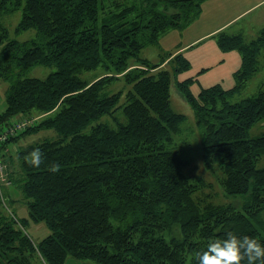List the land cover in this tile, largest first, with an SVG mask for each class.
Returning <instances> with one entry per match:
<instances>
[{"label": "trees", "instance_id": "16d2710c", "mask_svg": "<svg viewBox=\"0 0 264 264\" xmlns=\"http://www.w3.org/2000/svg\"><path fill=\"white\" fill-rule=\"evenodd\" d=\"M105 1L0 0V15L21 12L16 33L36 32L17 42L0 28V81L9 84L0 131L23 116H43L3 142L0 155L23 137L45 129L55 133L53 140L19 146L7 156L11 187L24 197L27 218L8 215L0 199V264H64L67 258L198 264L197 253L230 232L264 245V166H257L264 131L249 137L264 121V85L233 101L258 74L264 28L246 42L239 34L217 35L220 52L240 54L231 88L215 83L194 94L195 78L175 84L201 132L205 170L218 169L225 197L243 199L239 207L205 203L194 199L197 183L183 172L186 161L173 145L184 116L171 110L170 74L190 64L180 52L156 65L140 53L166 30L195 19L206 0H139L108 14ZM32 66L53 71L43 79L24 77ZM99 67L115 77L93 83L80 78ZM118 75L126 91H103ZM36 148L39 165L30 162ZM28 221L42 223L49 234L32 242L24 231Z\"/></svg>", "mask_w": 264, "mask_h": 264}, {"label": "rangeland", "instance_id": "374dc122", "mask_svg": "<svg viewBox=\"0 0 264 264\" xmlns=\"http://www.w3.org/2000/svg\"><path fill=\"white\" fill-rule=\"evenodd\" d=\"M139 0H106L105 1V14L115 12L117 6H130L131 4H138ZM260 1V2H259ZM262 1V2H261ZM256 2H259L255 7L245 11L247 8L254 6ZM200 13L188 22L187 25L177 28L169 29L165 34L158 37L154 45H149L141 51L140 55L143 59L147 60L150 64L156 65L163 58L167 57L169 53H172L182 46L188 45L194 39L208 33L211 29L229 19L234 18L235 15H239L245 11V13L239 15L233 23L227 25L224 30L228 34L240 33L244 41H249L257 37L259 31L264 28V1L263 0H206L200 5ZM21 12H17L0 15V28L7 30V38L9 40H16L17 42H25L35 38L36 32L33 29L28 31L15 32L17 23L21 19ZM212 34L207 37H202L196 40L189 46L178 50L186 58L190 67L187 71L180 73L177 76L171 75L169 84L170 88V107L175 113L182 114L184 120L180 125L177 134L173 135V145L182 152L186 165L184 166V173L188 175L193 183H197V191L194 195V199L207 201L214 204L223 202L232 203L235 207H239L242 204L243 199L225 197L223 189L219 184L218 169L214 172L205 170L202 160V146L200 143L201 132L195 125L193 111L190 109L188 103L181 97V94L175 88L176 82L185 80L188 78H197L194 83L191 84L190 90L196 94L202 87H210L215 83H219L224 89L231 88L233 86V72L237 69L238 62L231 60V57L236 53L224 54L220 52L215 37ZM218 35V34H217ZM217 37V36H216ZM177 52V53H178ZM229 57V58H227ZM224 59L221 63L220 60ZM258 61H260V67L258 74L253 76L244 89H242L233 101H237L242 98H248V96L254 94L260 85H264V48L259 54ZM136 66V65H135ZM166 68L165 63L161 65ZM169 68V67H168ZM52 68L44 66H32L25 70L23 76L27 78L43 79L50 72ZM103 68L88 71V73H81L79 76L87 83H93L101 77H115L112 75H105ZM107 85L104 86L103 91L112 95L113 93H119V91H126L123 79L121 75L119 78H113ZM9 84L0 81V113L5 109V92L8 89ZM122 101V100H121ZM24 118H34L35 123L40 121L43 116L38 113H33L29 116H23ZM116 117L120 121L124 122V118L118 112ZM15 121V120H13ZM264 131V121L255 124L249 133V137L259 136ZM45 139H55V133L52 130L45 129L43 131L34 133V135H28L23 137L22 141H18L15 144V148L27 144H33L34 142H41ZM13 149H11L12 152ZM11 152H7L10 154ZM15 151H13L14 154ZM2 158L0 155V161L8 168L7 156ZM4 160V161H3ZM258 167L264 166V155L257 163ZM131 175V172L129 173ZM202 181L201 184L200 182ZM8 209L15 213L17 218H27V208L24 207V197L21 192L14 186L9 188ZM8 214V211L5 210ZM10 215V214H8ZM24 231L30 237L31 241L38 243V241L49 234V231L42 223L33 224L28 221L24 226ZM64 264H95L89 261H80L76 259L67 258ZM97 264V263H96Z\"/></svg>", "mask_w": 264, "mask_h": 264}, {"label": "clouds", "instance_id": "9594fccd", "mask_svg": "<svg viewBox=\"0 0 264 264\" xmlns=\"http://www.w3.org/2000/svg\"><path fill=\"white\" fill-rule=\"evenodd\" d=\"M41 151L33 149L31 163L39 165ZM198 264H241L246 258L247 264H262L264 262V245L254 238L237 237L231 232L224 239L211 240L206 248L197 253Z\"/></svg>", "mask_w": 264, "mask_h": 264}, {"label": "built area", "instance_id": "2783aa9c", "mask_svg": "<svg viewBox=\"0 0 264 264\" xmlns=\"http://www.w3.org/2000/svg\"><path fill=\"white\" fill-rule=\"evenodd\" d=\"M35 117L31 118H24L18 119L10 123L6 128L0 131V145L5 142L8 138L14 137L22 131L26 130L28 127L33 125ZM12 149L15 151V146H12ZM11 187V181L9 180V175L7 173L6 166L0 161V199H1V205L3 206L6 211H8V214L12 216V211L8 209V198L6 197L4 193V189Z\"/></svg>", "mask_w": 264, "mask_h": 264}, {"label": "crops", "instance_id": "0c3cea01", "mask_svg": "<svg viewBox=\"0 0 264 264\" xmlns=\"http://www.w3.org/2000/svg\"><path fill=\"white\" fill-rule=\"evenodd\" d=\"M263 1H264V0H263ZM209 2H210V0H209ZM259 2H260V1H259ZM259 2H256V4H254V6H251V7L247 8L245 11H247V10H249V9H251V8H253V7H255ZM261 2H262V1H261ZM245 11L242 12L241 14L245 13ZM241 14H239V15H241ZM239 15H235L234 18L229 19L228 21L223 22L222 24H218V25L214 26V27L211 29L210 32H208V33H206V34L200 36V37L197 38V39L192 40L191 42H189V44L194 43L196 40H199V39L202 38V37L204 38V37L210 36V35H212V34H216V35H214L216 43H217L216 36H217V34L219 35L220 33H225V34H227V35H229V36H234V35H238V34L241 35L240 33L228 34V33H226V31L224 30L225 28L228 27L227 25L233 23L234 20L237 19V17H238ZM166 31H168V30H166ZM165 33H166V32H165ZM165 33H163V34H165ZM163 34H162V35H163ZM160 36H161V35H160ZM241 36H242V35H241ZM189 44H188V45H185V46H182L181 48H178V50H181V49H183V48L189 46ZM178 50H175V51H173V52H176V53H177ZM233 52H234V51H233ZM233 52H224V54L233 53ZM236 53H237V54L233 55L232 57H231V55H229V56H230L231 60H233V61L236 60V61L238 62V65H237V66H238L237 69H238L239 66H240V63H241V62H240V54H239L237 51H236ZM227 58H229V57H227ZM223 60H224V59L220 60L218 63H221ZM235 71H236V70H235ZM235 71H234V72H235ZM234 72H233V73H234ZM233 73H232V74H233ZM196 79H197V78H196ZM8 155H11V154H8ZM8 188H10V187H8ZM7 196H9V192H8V195H7ZM9 199H10V197H9Z\"/></svg>", "mask_w": 264, "mask_h": 264}]
</instances>
